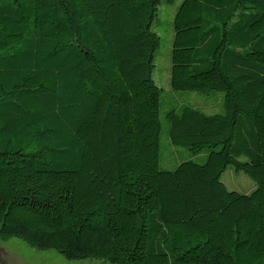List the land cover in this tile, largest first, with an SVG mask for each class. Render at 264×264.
<instances>
[{
    "label": "trees",
    "instance_id": "obj_1",
    "mask_svg": "<svg viewBox=\"0 0 264 264\" xmlns=\"http://www.w3.org/2000/svg\"><path fill=\"white\" fill-rule=\"evenodd\" d=\"M176 0H0V240L112 264H264V0H181L161 169L153 73ZM228 165L251 177L229 190Z\"/></svg>",
    "mask_w": 264,
    "mask_h": 264
},
{
    "label": "rangeland",
    "instance_id": "obj_2",
    "mask_svg": "<svg viewBox=\"0 0 264 264\" xmlns=\"http://www.w3.org/2000/svg\"><path fill=\"white\" fill-rule=\"evenodd\" d=\"M181 0H176L172 5H161L159 21L161 22L156 30L161 37L160 47L156 53L155 70L153 76L161 88L160 93V156L159 165L161 169H173V167L182 160L192 158L195 162L205 160V152L192 156L189 152L178 146L170 144L167 135V122L165 113L178 108L182 104L196 106L207 113H212L222 109V92L213 91L210 93H199L190 90H172L170 87V49L172 40V19L174 12ZM222 181L229 190L240 192H249L254 188L255 182L243 171H236L233 165H228L221 175ZM3 242L8 248L16 250L27 258L33 260L36 264H112L98 258L67 259L53 249L38 250L30 247L18 238H10Z\"/></svg>",
    "mask_w": 264,
    "mask_h": 264
},
{
    "label": "flooded vegetation",
    "instance_id": "obj_3",
    "mask_svg": "<svg viewBox=\"0 0 264 264\" xmlns=\"http://www.w3.org/2000/svg\"><path fill=\"white\" fill-rule=\"evenodd\" d=\"M0 240V264H36V261L28 260L21 253L16 252V250L8 248Z\"/></svg>",
    "mask_w": 264,
    "mask_h": 264
}]
</instances>
